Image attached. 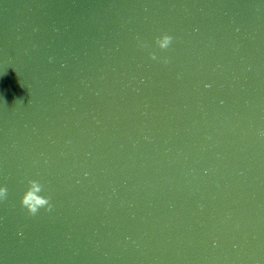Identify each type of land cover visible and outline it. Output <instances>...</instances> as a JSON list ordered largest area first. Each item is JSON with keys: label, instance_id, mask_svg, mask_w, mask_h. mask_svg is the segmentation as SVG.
Listing matches in <instances>:
<instances>
[{"label": "water", "instance_id": "obj_1", "mask_svg": "<svg viewBox=\"0 0 264 264\" xmlns=\"http://www.w3.org/2000/svg\"><path fill=\"white\" fill-rule=\"evenodd\" d=\"M0 186V264H264V0H0Z\"/></svg>", "mask_w": 264, "mask_h": 264}, {"label": "clouds", "instance_id": "obj_2", "mask_svg": "<svg viewBox=\"0 0 264 264\" xmlns=\"http://www.w3.org/2000/svg\"><path fill=\"white\" fill-rule=\"evenodd\" d=\"M173 43V37L168 34H161L155 37L151 42V49L147 53V58L150 61H158L157 53L166 52ZM142 49H147L148 45L141 44ZM166 63L167 61H161ZM207 87V86H206ZM42 184L36 180H29L27 182V188L23 192V195L19 199V206L29 216H36L40 210L44 212L51 211L52 205L50 197L40 198L36 195L37 191L42 188ZM8 195V191L5 187L0 186V203H2Z\"/></svg>", "mask_w": 264, "mask_h": 264}]
</instances>
